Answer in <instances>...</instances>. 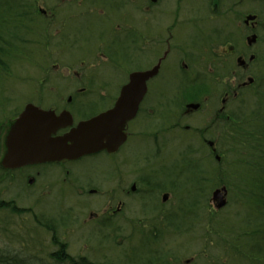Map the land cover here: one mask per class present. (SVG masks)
<instances>
[{
    "label": "rangeland",
    "instance_id": "obj_1",
    "mask_svg": "<svg viewBox=\"0 0 264 264\" xmlns=\"http://www.w3.org/2000/svg\"><path fill=\"white\" fill-rule=\"evenodd\" d=\"M18 1L4 0L0 3V12L16 6ZM22 2L24 6H34L36 14L39 5L47 3L49 6L52 0ZM188 2L193 5L200 24L203 14L207 20H204L207 25L198 49L202 67L190 69L185 77L187 83L192 84L201 74V87L191 89L194 94L189 90L171 91L174 85L183 82L172 69L162 73L146 99L156 101V105L150 112L142 111V117L136 122L138 129L134 130L136 138H130L120 154L109 158L104 155L84 157L72 164L71 169L78 177L76 182H64L62 174L54 189L40 196L35 189L24 188L21 173L7 174L6 181L5 176H1L0 181L4 180L0 183V254L25 256L28 259L24 264H57L61 246L68 258L84 257L94 264H145L151 260V252L158 257L159 253L168 257L162 256L165 264H264V234L255 230L264 229V209L254 210L255 205L244 196L246 190L239 188L243 184L236 180L231 169L239 149L222 144L218 140L220 130H216L211 121L220 107L219 96L233 82L228 73L235 57L229 58L228 63L217 61V69L212 71L206 68L207 63H213L211 54L216 52L218 37L228 35L238 52L245 50L240 25L242 15L257 10L264 19V1L244 0L229 13L228 10L222 13L220 6L232 5L237 0H223V5L218 3L216 9L212 6L217 0ZM95 3L103 4V0H95ZM25 18L22 16L17 26L20 29L16 31L18 41L28 51H17L18 57L7 61L8 66L2 64L0 69V120L14 117L40 90L39 70L44 54L37 39L34 43L25 40L29 33L37 37L38 32V26L33 24L35 17L28 21ZM126 21L135 22L131 13ZM26 23L33 24L34 29L29 32ZM101 23L97 17H79L71 29L73 32L76 29L81 41L93 40L98 36L93 25ZM257 34L259 42L255 51L264 45V31L259 28ZM223 48L225 46L219 47L217 52L222 54ZM257 52L262 56L260 50ZM146 62L141 59L135 64L142 67ZM195 62L192 66L200 65ZM259 67L253 66L252 75L259 74ZM214 94L218 97L214 98ZM243 95L244 92L227 105L224 120L228 121L227 116L236 113L238 106L242 107ZM7 97L11 103L5 104ZM196 97L198 102L207 101L204 108L182 116L185 102ZM206 140L216 142V148L222 150L223 155L217 153L220 161L224 160L221 166ZM194 168L199 170V176L192 180ZM133 182L137 189L126 195L124 190H129ZM222 185L228 187L227 204L217 210L210 197L211 192ZM82 186L86 190L96 189L99 195L81 197ZM164 191L169 192V198L161 204ZM118 200L123 204L119 212L113 214ZM91 213H97V218L90 216ZM152 226L160 228L158 238L153 242L145 236V241L142 235H152L155 231Z\"/></svg>",
    "mask_w": 264,
    "mask_h": 264
},
{
    "label": "flooded vegetation",
    "instance_id": "obj_2",
    "mask_svg": "<svg viewBox=\"0 0 264 264\" xmlns=\"http://www.w3.org/2000/svg\"><path fill=\"white\" fill-rule=\"evenodd\" d=\"M243 1L237 0L236 3L232 2V5L220 6L223 9L222 13L226 10L229 13L232 7ZM218 3H223V0H217L216 5L212 7L218 8ZM130 13L134 23L126 21ZM36 15L40 23L37 40L46 55L44 54L39 70L41 72L39 73L40 90L32 97L35 102L38 100L40 103L33 104L42 109L53 110L56 114L68 111L72 116V123L51 133L52 138L70 132L82 120L112 109L122 90L129 83L132 73L147 71L158 65L157 73L146 81V90L134 117L127 120L124 125L126 141L116 152L109 153L102 150L78 159L32 163L16 169H7L0 165L1 174L21 173L24 188L26 190L35 189L42 196L45 191L54 189L62 174L64 182L70 180L76 182L78 177L72 171L71 165L79 162L80 159L97 155L109 158L120 154L127 141L130 138H136L133 136L135 135L134 130L138 129L136 122L142 117V111L148 109L150 112L151 108L156 105V101L146 99L153 92L154 81L162 73L165 74L172 69V73L180 76V81L183 83L174 85L171 91L188 90L189 86L185 80L186 73L194 67L198 69L202 67L199 62L203 59H200L202 55L198 54V49L202 43L201 39L207 20L203 18L205 15L203 14L202 24H200L199 16L188 0H109L108 3L103 0V4H96L95 0H52L49 6L47 3L39 5ZM248 15V13L242 15L240 22L243 28L245 50L238 52V47L229 40L228 35L223 36V40L218 37V42L214 47L216 54H211L213 63L206 65L207 71H212L217 69V61L222 64L224 61H229V58L235 57L234 66L228 73L233 82L223 89L222 95L219 96L220 107L211 117L216 130L224 118L227 105L235 101L241 90L247 91L251 86V83H244L252 75L254 57L251 60L249 58L250 55L255 56L254 52H257L255 49L258 42L248 44L246 38L247 34L252 31L257 32L262 25L260 21L245 23ZM79 17H97L102 20L101 24L93 25L95 31L98 32V36L93 40L81 41L76 29L72 31L71 28ZM224 46L225 48L221 50L222 54L218 53L219 47ZM72 51L75 52L72 53ZM238 57L243 58L244 63H238ZM141 59L147 62L144 66L138 67L135 62ZM195 61L200 65L192 66L196 63ZM207 74L208 78L213 80V76ZM200 75L191 82L194 84L192 87H201L203 80H200L202 79ZM215 97L218 96L214 94ZM124 101L130 103L129 99H124ZM190 102L193 101L185 102L181 112L182 116L199 111L204 108L207 101L205 99L202 102L195 101L199 104L197 109L187 108ZM221 107H224V110H220ZM13 119L0 126V162L6 151L5 136ZM185 129L189 127L185 126ZM132 186L135 187L134 190H131ZM136 189V183L133 182L130 189H125L124 193L128 195L129 191L134 192ZM79 194L81 197L88 198L85 195L96 196L99 192L92 188L86 190L82 186ZM163 194L169 195V192H162L161 204L166 202L162 200ZM122 204V201L118 200L117 208L111 213H118ZM108 210L109 208L105 209L106 212ZM90 216L97 218L98 214L91 213ZM60 248L61 246L59 250ZM1 257L6 260L0 263L11 264L12 261H8L11 258L10 254L1 253ZM55 263L66 264L58 261Z\"/></svg>",
    "mask_w": 264,
    "mask_h": 264
},
{
    "label": "water",
    "instance_id": "obj_3",
    "mask_svg": "<svg viewBox=\"0 0 264 264\" xmlns=\"http://www.w3.org/2000/svg\"><path fill=\"white\" fill-rule=\"evenodd\" d=\"M255 15H248L245 23L253 21ZM264 27V23H263ZM257 36H248L247 43L256 41ZM252 59V56L249 58ZM238 63H244L241 57ZM158 65L147 71L130 75L129 83L122 90L120 97L112 109L88 120L80 121L70 132L51 137L58 128L72 123V116L64 111L55 115L53 111L42 110L33 104H27L14 119L5 139L6 152L1 159L4 168H15L32 163L46 161L72 160L100 150L115 152L125 141L124 125L134 117L138 104L146 90V81L157 73ZM252 78L248 81L252 82ZM130 96V97H129ZM129 99L130 103L124 101ZM198 104L190 103L187 108L196 109ZM212 146V142H209ZM216 159H219L216 156ZM134 190V186H132ZM226 188L215 189L211 194V202L217 209L226 204ZM168 195H163V201Z\"/></svg>",
    "mask_w": 264,
    "mask_h": 264
},
{
    "label": "trees",
    "instance_id": "obj_4",
    "mask_svg": "<svg viewBox=\"0 0 264 264\" xmlns=\"http://www.w3.org/2000/svg\"><path fill=\"white\" fill-rule=\"evenodd\" d=\"M14 19L12 23L9 20H3V27L7 31L6 36L0 32V69L2 64L6 65L10 60H13L17 53V44L14 38H18V29L21 22V10H14ZM253 13H257L253 11ZM258 14V13H257ZM15 28V29H13ZM12 32V33H11ZM14 38L10 39V36ZM261 55H257L259 64V74H255V82L252 86L253 91L245 93L243 96L242 107L238 106L236 113H231L230 119L221 121L219 125L220 135L218 140L222 144L231 145V148H238L239 153H236L234 166H231L236 180L243 184L241 189L246 190L244 196L249 197L254 210L264 209V47L260 49ZM196 99V98H192ZM249 99V102L247 101ZM242 111V112H241ZM232 120V121H231ZM217 152L223 155L222 150L217 147ZM242 151H241V150ZM244 151V153H243ZM193 160L189 159V163ZM187 163V162H186ZM187 163V164H189ZM218 166L224 163V160L217 162ZM194 170L195 176L192 180L198 179L199 170ZM234 176V175H233ZM235 181V177L233 178ZM192 181H190L191 183ZM196 183H199L197 181ZM196 183L192 185L195 186ZM236 184V183H235ZM234 184V185H235ZM189 186V183H188ZM238 188V187H236ZM248 189V190H247ZM172 224V223H171ZM174 224V222H173ZM256 233L264 234V229L261 227L255 228ZM157 237H155L156 239ZM154 242V239L151 238ZM260 251V250H259ZM152 253V252H151ZM157 254V253H155ZM148 264H165L164 258L158 256H150ZM12 259H8L10 262ZM2 261V259H0ZM7 261V262H8ZM58 261L66 264H94L87 261L85 258L79 259L68 258L61 247L58 252ZM10 264V263H9Z\"/></svg>",
    "mask_w": 264,
    "mask_h": 264
},
{
    "label": "bare ground",
    "instance_id": "obj_5",
    "mask_svg": "<svg viewBox=\"0 0 264 264\" xmlns=\"http://www.w3.org/2000/svg\"><path fill=\"white\" fill-rule=\"evenodd\" d=\"M4 0H0V3L1 2H3ZM19 2V1H18ZM17 2V5L16 6H14V7H8L7 8V10H4V11H2V12H0V32L1 33H3L6 37L5 38H7V31H6V29L2 26L3 25V20H9V22L10 23H12V21H13V19H14V10H17V9H20L21 10V17L22 16H26V15H31L32 17H35L36 18V15H35V13H34V9H33V7L32 6H24V3L22 2V0H20V2L18 3ZM16 7V8H15ZM35 18H34V20H35ZM37 18H38V21L37 22H35L34 20H33V24L36 26H40V23H39V17L37 16ZM33 24H30V25H28L27 26V29H28V31L30 32V31H32L33 29H34V25ZM31 27H33V28H31ZM28 32V33H29ZM12 33V32H11ZM30 34L31 33H29L28 35H27V37L25 38V40L26 41H30V42H32V43H34V42H36V40L35 39H38V37H32V36H30ZM11 38H14L12 35L10 36V39ZM14 40V42L17 44V50L20 52V53H23V51L24 50H26V51H28V48H25L24 49V47H23V44H22V42L20 43V41H18V38H14L13 39ZM25 45H27L26 43H24V46ZM38 45H40V44H38ZM43 54H45L44 52H43ZM20 55H22V54H20ZM46 55V54H45ZM18 56H15V58H17ZM7 66H8V64H6ZM188 90L189 91H191L193 94H194V91H192L191 89H194V87H192V86H194V85H192V84H188ZM198 97V96H197ZM196 97V99H190V101H193V102H191V103H196V104H198L197 102V100H198V98ZM31 100H32V102H31ZM30 102H27V104H33V103H36V102H38V103H40L38 100H36V102H35V100L32 98V99H30L29 100ZM195 101H197V102H195ZM11 103V100H10V98L9 97H7L6 98V100H5V104H8V103ZM34 105V104H33ZM3 117H5V116H3ZM13 118V116L12 117H5V118H3L2 120H0V122L3 124V125H5V124H7L8 123V121L10 120V119H12ZM209 142H212V146H210L209 145ZM216 143V142H215ZM214 143V141H212V140H206V144H207V146H208V148L209 149H216V146H217V144H215ZM100 151H102V150H100ZM220 161V157H219V159H216V162H219ZM219 209H221V208H219ZM218 209V210H219ZM11 259L13 260V261H15L16 262V264H24L25 263V261H26V259H28V258H25V256H18V255H12L11 254ZM23 259V260H22ZM2 260H6V258H3Z\"/></svg>",
    "mask_w": 264,
    "mask_h": 264
}]
</instances>
